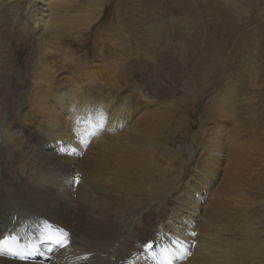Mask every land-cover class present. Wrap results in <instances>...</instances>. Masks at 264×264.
I'll return each mask as SVG.
<instances>
[{"label":"rangeland","instance_id":"1","mask_svg":"<svg viewBox=\"0 0 264 264\" xmlns=\"http://www.w3.org/2000/svg\"><path fill=\"white\" fill-rule=\"evenodd\" d=\"M44 1L63 5L49 11L46 26L34 31V24H20L18 18L28 0H0V104H8L0 108V119L18 111L13 105L22 98L16 93L36 84L31 74L30 82L25 81L26 71L22 84L12 78L11 70L25 66L34 71L39 61L55 78L88 64L99 77L112 74L110 80L114 76L120 88L141 89L139 103L165 113L166 126L156 130L163 141L155 143L154 161L166 183H173L169 173H176L178 183H204L195 177L194 171L202 170V165L196 164L198 153L191 150L195 147L201 152L207 137L223 145L222 159L214 166L204 160L216 167L215 179L210 177L195 198L203 216L214 210L218 200L223 206L224 199L227 206L216 226L207 228L225 232L230 226L235 233L226 231L225 237L232 242L241 237L247 240L251 233L257 238V259L251 258L254 249L250 247L232 248L226 251L232 255L227 264H264V0ZM64 24L67 31L57 30ZM37 39L46 48L38 51ZM90 79L97 91H111L113 97L119 94L118 88ZM163 87L169 92L163 94ZM145 116L135 125L142 126ZM186 143H193V147L188 145L191 150ZM153 177L148 174L147 180L157 183ZM242 253L247 254L246 262Z\"/></svg>","mask_w":264,"mask_h":264},{"label":"bare ground","instance_id":"2","mask_svg":"<svg viewBox=\"0 0 264 264\" xmlns=\"http://www.w3.org/2000/svg\"><path fill=\"white\" fill-rule=\"evenodd\" d=\"M51 4L28 0L25 10L18 14L19 23L34 24V31L45 27L48 12L61 9L63 2ZM65 27L57 30L67 31ZM37 48H46L41 39H37ZM87 65L64 71L56 78L41 61L34 71L25 66L11 70L12 78L22 80V84L30 80V74L36 84L29 91L16 93L22 98L13 105L18 111L0 119V240L15 228L25 241L26 232L37 233L44 244L67 233L70 243L68 249L51 252L52 261L42 258L22 262L0 257V264H227L232 255L226 251L242 247L254 249L251 258L257 259L259 244L252 233L247 240L241 237L232 242L225 237L226 231L235 233L230 226L225 232L207 228L216 226L226 213L224 199L223 206L218 200L214 210L203 216V207L195 198L210 177L214 178L213 166L222 159L218 139L205 137L201 152L193 143L185 145L193 147H188L193 154L198 153L195 161L202 170L196 169L193 176L204 183H178L176 173H169L173 183H166L154 161L155 143L163 141L162 133L159 136L156 130L166 126L165 113L148 109L150 104H140L141 89L120 88L114 76L110 80L112 74L99 77V72ZM90 77L107 88H118L119 94L113 97L111 91H97ZM162 89L163 94L169 92ZM5 107L7 103L0 104L1 109ZM143 115L142 126H136ZM119 127L127 128L115 132ZM178 146L180 149V142ZM204 160L212 161L213 166H207ZM148 174L158 182L147 180ZM160 174L161 181L157 179ZM233 222L229 220V224ZM151 243H156L152 251L159 255L158 260L143 250V245ZM245 255L241 254L244 262Z\"/></svg>","mask_w":264,"mask_h":264},{"label":"snow or ice","instance_id":"3","mask_svg":"<svg viewBox=\"0 0 264 264\" xmlns=\"http://www.w3.org/2000/svg\"><path fill=\"white\" fill-rule=\"evenodd\" d=\"M77 183L78 178H77ZM48 239H52V237H48ZM55 242L57 244H59L61 247H66L69 243H70V238L68 237L67 233H61L56 239ZM177 243H180L179 241H176ZM15 238H8L6 237L3 240H0V254H11V255H20L21 259H23L24 257L18 252L16 251L15 247ZM150 247V245H147Z\"/></svg>","mask_w":264,"mask_h":264}]
</instances>
